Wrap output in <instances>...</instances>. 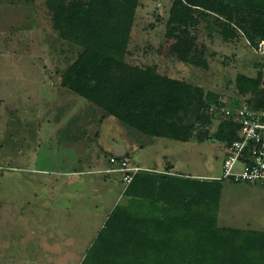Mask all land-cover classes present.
Returning <instances> with one entry per match:
<instances>
[{"label": "rangeland", "instance_id": "obj_1", "mask_svg": "<svg viewBox=\"0 0 264 264\" xmlns=\"http://www.w3.org/2000/svg\"><path fill=\"white\" fill-rule=\"evenodd\" d=\"M45 2L0 0V264L79 263L123 186L118 173L62 174L76 170L78 158L86 172L109 168L104 147L112 137L129 145L132 164L170 170L187 183L215 181L226 154L224 142L213 137L218 111L209 110L213 120L197 123L189 142L128 130L133 139L113 119L99 123L100 111L60 86L80 49L59 38ZM170 4L140 0L126 62L155 65L235 107V77L255 75L261 42L252 47L240 32L223 39L213 17L190 30L197 41H169ZM91 108L94 116H87ZM221 185L217 226L264 231V185Z\"/></svg>", "mask_w": 264, "mask_h": 264}, {"label": "trees", "instance_id": "obj_2", "mask_svg": "<svg viewBox=\"0 0 264 264\" xmlns=\"http://www.w3.org/2000/svg\"><path fill=\"white\" fill-rule=\"evenodd\" d=\"M139 3L46 0L59 38L80 49L62 72L60 86L100 111L99 123L113 119L133 139L131 130L189 142L197 123L213 120L209 110L216 112L226 103L200 86L158 72L155 65L126 62ZM210 17L223 39L240 32L252 47L264 42V0H171L164 36L193 42L190 30ZM260 58L255 75H236L234 105L249 97L248 103L264 108ZM93 108L87 116L95 113ZM215 114L213 137L225 146L236 140L237 127ZM198 142L204 139L198 137ZM111 157L116 168L129 153ZM137 174L122 193L125 202L114 205L78 264H264V231L217 226L224 180L192 181L195 191H128ZM205 185L212 190L203 191Z\"/></svg>", "mask_w": 264, "mask_h": 264}, {"label": "built area", "instance_id": "obj_3", "mask_svg": "<svg viewBox=\"0 0 264 264\" xmlns=\"http://www.w3.org/2000/svg\"><path fill=\"white\" fill-rule=\"evenodd\" d=\"M261 44L263 49L259 53L264 57V42ZM259 90L264 93V64L260 71ZM246 98L235 107H221L218 110L222 119L237 127V138L224 146L226 154L221 165V176L217 179L264 185V108H256L248 103L249 97ZM109 162L115 164L114 157ZM141 170L127 158H123L114 168L121 174V181L125 185L130 184Z\"/></svg>", "mask_w": 264, "mask_h": 264}, {"label": "crops", "instance_id": "obj_4", "mask_svg": "<svg viewBox=\"0 0 264 264\" xmlns=\"http://www.w3.org/2000/svg\"><path fill=\"white\" fill-rule=\"evenodd\" d=\"M111 141L107 142V146L104 147L109 150V154L115 155V156H123L124 154L128 153V144L122 139H116L115 137H112L110 139ZM103 146V145H102ZM78 164L80 165L76 170L73 172H66L63 173V176H83V175H88V174H105L107 178H109V174L117 173L116 171L113 170L114 166L108 163L109 168H105L104 170H97L94 172H86L82 170L81 165H82V159H77ZM94 163V162H93ZM136 165V164H134ZM138 166V165H136ZM140 167V166H138ZM142 168V167H140ZM119 174V173H118ZM121 182V181H120ZM189 184L187 183L186 180H182L179 177H175L173 173L170 170H150L147 168H142V170L137 174V178L135 182L132 184L130 189L128 191H183L181 190L180 186L177 184ZM123 187L119 188L120 191V200L118 198L113 202L112 205H110V209L114 207L115 204L123 203L125 200L122 197L123 191H126L128 188V185H125L121 183ZM190 185V184H189ZM253 188H251L252 190ZM97 193V192H96ZM109 209V210H110ZM110 210V211H111ZM110 213V212H109Z\"/></svg>", "mask_w": 264, "mask_h": 264}]
</instances>
